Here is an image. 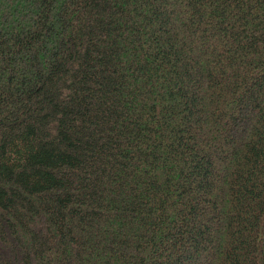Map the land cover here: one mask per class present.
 Listing matches in <instances>:
<instances>
[{"label":"trees","instance_id":"obj_1","mask_svg":"<svg viewBox=\"0 0 264 264\" xmlns=\"http://www.w3.org/2000/svg\"><path fill=\"white\" fill-rule=\"evenodd\" d=\"M0 264H264V0H0Z\"/></svg>","mask_w":264,"mask_h":264}]
</instances>
